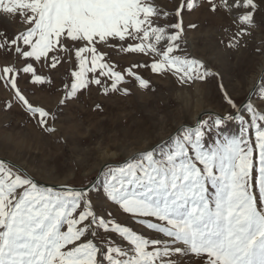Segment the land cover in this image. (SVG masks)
Returning <instances> with one entry per match:
<instances>
[{
    "label": "snow or ice",
    "instance_id": "snow-or-ice-1",
    "mask_svg": "<svg viewBox=\"0 0 264 264\" xmlns=\"http://www.w3.org/2000/svg\"><path fill=\"white\" fill-rule=\"evenodd\" d=\"M197 12L218 22L219 48L238 51L264 21V0H0V112L54 136L64 112L93 93L222 80L189 43L200 25L186 17ZM256 51L264 55V41ZM260 81L255 99L221 82L219 111L164 140L145 136L147 147L88 183L47 168L42 182L21 152L0 156V264H264ZM41 93L58 95L55 109L37 102Z\"/></svg>",
    "mask_w": 264,
    "mask_h": 264
},
{
    "label": "rangeland",
    "instance_id": "rangeland-1",
    "mask_svg": "<svg viewBox=\"0 0 264 264\" xmlns=\"http://www.w3.org/2000/svg\"><path fill=\"white\" fill-rule=\"evenodd\" d=\"M172 2L157 0L163 7H170ZM187 20L200 25L198 31L189 33L192 50L222 80L210 78L207 83L181 88L172 80L155 79V92L134 90L127 98L106 99L93 93L90 99L73 104L64 112L54 136H41L20 114L0 112V156L11 158L21 152L27 163L35 166L33 172L42 182L40 169L47 168L67 175L71 183H88L96 179L101 165L122 161L147 147L142 142L145 136L152 137L153 143L164 140L181 124L194 123L204 112L219 111L221 82L238 99L248 96L264 70V55L256 51L264 41V21L258 20L260 28L247 47L225 51L217 46L218 22L209 21L199 12ZM58 99L55 93L36 96L37 102L53 109ZM96 102L102 104L103 111L92 110ZM238 130L237 120L225 129L230 135Z\"/></svg>",
    "mask_w": 264,
    "mask_h": 264
},
{
    "label": "water",
    "instance_id": "water-1",
    "mask_svg": "<svg viewBox=\"0 0 264 264\" xmlns=\"http://www.w3.org/2000/svg\"><path fill=\"white\" fill-rule=\"evenodd\" d=\"M261 77H264V70L263 72L261 73V75L259 76L258 80H257V83H255L254 85V88L252 89V91L249 93V94H252V96L254 97L256 95V92L258 90V87L261 85V81H260V78ZM209 112H213V111H209ZM135 154V153H134Z\"/></svg>",
    "mask_w": 264,
    "mask_h": 264
}]
</instances>
